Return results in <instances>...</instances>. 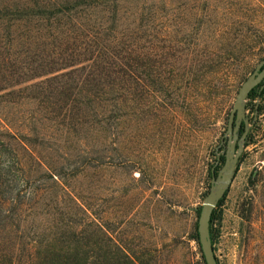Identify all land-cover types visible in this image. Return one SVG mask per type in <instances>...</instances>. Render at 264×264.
Segmentation results:
<instances>
[{
	"label": "rangeland",
	"instance_id": "374dc122",
	"mask_svg": "<svg viewBox=\"0 0 264 264\" xmlns=\"http://www.w3.org/2000/svg\"><path fill=\"white\" fill-rule=\"evenodd\" d=\"M92 54L99 64L0 92V136L24 142L38 195L27 223L5 237L26 249L87 215L94 240L143 264H205L199 215L211 170L224 166L239 89L264 59V0H0L2 77ZM93 65L102 75L121 68L122 83L117 74L97 86ZM64 75L74 82L61 109L58 96L30 98ZM215 211L218 263L264 264V142L243 150Z\"/></svg>",
	"mask_w": 264,
	"mask_h": 264
},
{
	"label": "trees",
	"instance_id": "16d2710c",
	"mask_svg": "<svg viewBox=\"0 0 264 264\" xmlns=\"http://www.w3.org/2000/svg\"><path fill=\"white\" fill-rule=\"evenodd\" d=\"M99 61L98 57L92 54L84 58V60H64V62L58 64V68H53L49 63L45 62L42 64L33 63L26 67L24 66L22 69L20 68L21 70L19 69L17 72L10 73L9 76L3 77L2 73L5 72L0 70V92L18 86L23 82L52 74L58 69L62 70L81 63L94 62V64H99ZM104 62L111 67V63ZM96 66L93 65L91 67L93 72L90 75L96 77L97 86L102 88L111 87L113 83H109V81L112 82L111 78L117 74L119 75L120 83H122L123 70L121 68L113 73V70L101 67L105 69V74L102 75L98 72L99 67L96 68L97 71H94ZM62 78H67V82L61 81L60 79ZM60 79L54 78L47 80L41 85L34 86L32 89L33 96L31 95L30 98L40 100L41 97H45L47 94L58 96L56 103L60 107L70 96L69 92H67V86L69 81L74 82V78L64 75ZM15 95L16 93L13 92L8 93V96ZM65 118H68V115ZM23 151H25L24 142L19 136L14 134H8L5 137L0 136V264H143L138 258L128 254L122 247L113 245V243L109 244V241L107 244L104 241L98 243L94 240V225L88 221L87 215L86 219L88 220L84 219L80 223L72 222L70 225H65L62 230L57 228L59 232L51 234L43 242L32 240L27 244L26 249H23L18 243L19 238L5 237L6 234L21 229L22 224L27 223L26 219L33 207V201L38 198L36 191L28 189V186H31V181L25 174L22 164ZM218 162H224V158L222 157ZM212 170L210 176L213 178L214 175H217L218 169H215L214 172ZM50 179L54 184L58 185L54 176L50 177ZM225 198L219 203L218 208L224 204ZM215 218L216 211L212 215L210 224L213 245ZM196 239L199 244L198 235ZM8 244L10 247L7 249L6 245ZM216 260L218 263L217 258Z\"/></svg>",
	"mask_w": 264,
	"mask_h": 264
},
{
	"label": "water",
	"instance_id": "95a60500",
	"mask_svg": "<svg viewBox=\"0 0 264 264\" xmlns=\"http://www.w3.org/2000/svg\"><path fill=\"white\" fill-rule=\"evenodd\" d=\"M261 69L262 71L259 72ZM263 78L264 60L257 66L255 73L247 78L240 88L229 118V143L224 157V166L219 171L217 177H213L211 190L205 198L200 211L198 221V238L206 264H218L210 233L211 219L215 209L225 198V195L229 191L236 176L247 135L246 132L241 140L238 141L237 132L241 121L245 118L244 110L246 102L248 101L249 93L262 81ZM235 118L237 119L236 128L233 127ZM220 158L221 157H219L218 160H220Z\"/></svg>",
	"mask_w": 264,
	"mask_h": 264
},
{
	"label": "flooded vegetation",
	"instance_id": "af4514ba",
	"mask_svg": "<svg viewBox=\"0 0 264 264\" xmlns=\"http://www.w3.org/2000/svg\"><path fill=\"white\" fill-rule=\"evenodd\" d=\"M256 70H257V67L253 70L252 74H254ZM261 71L262 69L259 72ZM244 114H245V118L241 121L239 125L237 135H238V141H240L243 135L247 132L246 141L244 145V149H245L247 145H249L252 141L256 145L264 142V127H263L264 125V121H263V118H264V78L249 93L248 101L246 102V105H245ZM233 127L234 128L237 127L236 118L233 123ZM228 129H229V124L227 126V132H228ZM228 143H229V137L225 135L221 142L222 150L224 151L227 150ZM212 171L214 172L215 170H212ZM215 176L216 175H214L213 177Z\"/></svg>",
	"mask_w": 264,
	"mask_h": 264
}]
</instances>
